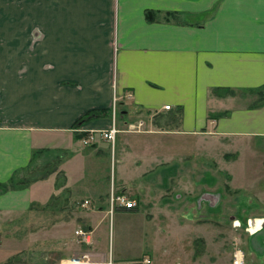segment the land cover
<instances>
[{
	"label": "crops",
	"instance_id": "crops-1",
	"mask_svg": "<svg viewBox=\"0 0 264 264\" xmlns=\"http://www.w3.org/2000/svg\"><path fill=\"white\" fill-rule=\"evenodd\" d=\"M92 110L111 113L79 128L115 123L114 144L82 143L77 121ZM1 114L0 184L14 176L28 182L0 195V264H68L78 250L89 264H153L123 246L111 253L116 234L129 249L149 250L153 228L142 210L112 206L111 198L149 208V198L166 194L165 167L174 161L188 187L189 157L175 150L188 152L208 133L264 139V0H0ZM139 122L141 132L129 130ZM109 145L120 175L105 191L99 183ZM52 164L51 173L31 180L35 168ZM131 165L141 177L156 165L162 172L132 186ZM78 190L88 202L80 218L89 242L76 234ZM259 219L252 235L264 227ZM248 247V262L264 264V243Z\"/></svg>",
	"mask_w": 264,
	"mask_h": 264
},
{
	"label": "rangeland",
	"instance_id": "rangeland-1",
	"mask_svg": "<svg viewBox=\"0 0 264 264\" xmlns=\"http://www.w3.org/2000/svg\"><path fill=\"white\" fill-rule=\"evenodd\" d=\"M3 118L5 115L1 114L0 119ZM213 137L208 133L202 142L190 146L188 152L185 149L181 153L175 150V157H189L188 187H184L179 179L182 177L183 164L170 162L165 167L168 175L166 194L149 198L151 209L145 208L144 203L141 206L138 201L135 211L142 210V219L153 227L151 233H148L152 236L149 237V250L140 245L129 249V242L124 239L122 243V239L119 241L116 234L114 241L112 238L110 243L112 254H118L119 248L123 246L126 253L137 254L138 257L149 255L153 264H231L234 251L240 248L245 252L247 261H254L248 245L264 243V228L255 235L250 233L254 220L264 219V139ZM57 143L58 141L49 144L54 146ZM110 157L109 145L105 150V179L99 183V187H105V191L111 184H115L120 175L118 165L115 166V161L111 163ZM150 166L151 164L148 165ZM54 167L52 164L39 170L35 168L31 173V180L51 173ZM161 172L162 167L156 165L153 166V171L141 177L140 172L131 165L126 177L130 185L139 186L141 183L148 184L154 178L157 180ZM77 194L79 227L82 226L80 229L85 231L80 217L87 209L81 207V203H85L83 193L78 190ZM128 198L134 200L132 197ZM153 208L156 209L154 212ZM113 211L111 209V214ZM98 219L100 218L95 217L94 221ZM119 219L128 223L133 218L116 216L115 221L119 222ZM186 222L196 225L195 228L179 227ZM109 223V217L105 216L107 237L105 236V246L102 247L107 254ZM80 245L85 246L82 242ZM82 254L78 250L74 258H81ZM254 254L256 257L259 255L258 252Z\"/></svg>",
	"mask_w": 264,
	"mask_h": 264
},
{
	"label": "built area",
	"instance_id": "built-area-1",
	"mask_svg": "<svg viewBox=\"0 0 264 264\" xmlns=\"http://www.w3.org/2000/svg\"><path fill=\"white\" fill-rule=\"evenodd\" d=\"M114 102H117V98L114 99ZM165 110L170 111L171 110V106L167 105L164 107ZM143 126H144V122H139L138 124H134V125H130L129 126V130L130 131H137V132H141L143 130ZM75 132L77 133H82L85 134L84 137L82 138V143L85 146H91L96 144L100 139L101 140H105V141H109L112 144L115 143L116 140V136L117 134L120 132V130L117 128V125L115 123L112 124V126L108 129V130H104V131H89V132H84L83 130H81L80 128L75 129ZM111 203L112 206H114V204L119 205L121 207H123L126 211H133L137 208L138 203L133 200L130 199L124 195H119V196H112L111 198ZM88 202H85V205H87ZM113 211V209H112ZM251 226V223L249 221V227ZM249 231V229H248ZM251 233V231H250ZM77 235L82 236L84 238V240L87 242H89V234L83 230H79L76 232ZM145 262L147 264H150L151 261L149 259H146ZM90 263V255L89 254H84L81 258L78 259H72L68 262V264H89ZM231 264H251L247 261L246 259V255L245 252L240 249L237 248L232 256V263Z\"/></svg>",
	"mask_w": 264,
	"mask_h": 264
},
{
	"label": "trees",
	"instance_id": "trees-1",
	"mask_svg": "<svg viewBox=\"0 0 264 264\" xmlns=\"http://www.w3.org/2000/svg\"><path fill=\"white\" fill-rule=\"evenodd\" d=\"M109 113H111V112H108L107 110L89 111L88 113H86L83 117H81L77 121L76 127L79 128L80 126H82V124H84L86 122L109 116ZM40 153H41L40 151L35 152V159H33V162L34 161L36 162V159ZM27 182H28V180L25 179V177L19 180V179H17L16 176H14L13 178H11L9 180V182L0 184V195L7 192V191L14 190V189L18 188L19 186L20 187L24 186Z\"/></svg>",
	"mask_w": 264,
	"mask_h": 264
},
{
	"label": "bare ground",
	"instance_id": "bare-ground-1",
	"mask_svg": "<svg viewBox=\"0 0 264 264\" xmlns=\"http://www.w3.org/2000/svg\"><path fill=\"white\" fill-rule=\"evenodd\" d=\"M262 224V223H261ZM261 224H260V221L258 222V220H256V223H255V221L253 222V227H252V231H256V230H258V229H260L261 228ZM264 228V227H263ZM262 228V229H263Z\"/></svg>",
	"mask_w": 264,
	"mask_h": 264
}]
</instances>
